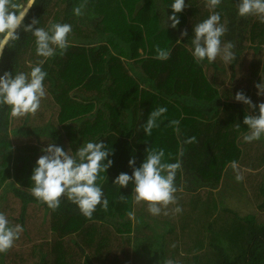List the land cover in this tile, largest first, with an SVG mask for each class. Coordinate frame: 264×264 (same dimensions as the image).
<instances>
[{
    "label": "trees",
    "instance_id": "1",
    "mask_svg": "<svg viewBox=\"0 0 264 264\" xmlns=\"http://www.w3.org/2000/svg\"><path fill=\"white\" fill-rule=\"evenodd\" d=\"M173 2L36 0L30 9L24 25L35 18L34 28L67 23L72 31L66 50L44 58L21 27L0 59V76L29 74L37 65L47 73L34 115L12 117L0 105V212L23 229L0 264H264V135L244 141L243 119L259 109L235 100L243 92L264 103L255 87L264 83V23L239 16L240 0H221L215 9L207 0H185L172 28ZM81 4L82 15H74ZM213 12L227 29L221 46L232 42L235 59L197 63L193 27ZM157 45L169 59H156ZM159 107L167 112L146 135L142 125ZM190 137L195 142L186 143ZM87 142H103L112 153L103 163L113 161L96 181L108 210L97 205L91 219L66 196L57 210L48 208L31 194L30 179L50 143L74 155ZM149 147L164 150L163 162L181 164L177 202L160 215L135 202L133 183H113L120 173L131 176L129 160L139 168ZM177 205L182 212L175 214Z\"/></svg>",
    "mask_w": 264,
    "mask_h": 264
},
{
    "label": "clouds",
    "instance_id": "2",
    "mask_svg": "<svg viewBox=\"0 0 264 264\" xmlns=\"http://www.w3.org/2000/svg\"><path fill=\"white\" fill-rule=\"evenodd\" d=\"M221 0H207V5L215 9ZM36 4V0H26L24 3H18L16 0H0V55H3L6 46L10 42L20 39L18 30L23 27L25 32H30L35 37L36 54L38 56L49 58L55 54L58 48L62 52L67 49V38L72 31L70 24L51 23L47 30L45 28L35 27L39 20L33 18L31 23L24 25L25 17L29 10ZM84 4L75 6L73 13L76 16L82 15ZM173 14L168 17L171 20V27L176 28L180 20L176 13L184 10L185 0H174L170 5ZM238 14L241 17L248 15H257L260 22L264 23V0H240L238 4ZM220 14L213 12L207 19L196 24L193 27L194 37L192 39V55L197 63L205 58L209 63L216 60L218 56L225 62L235 59L232 42L221 46V37L227 31L226 27L220 23ZM187 36V30L181 32V37ZM179 42V41H177ZM157 53L156 59L167 60L170 57L169 51L161 49L158 45L155 47ZM43 64V61L40 62ZM47 73L42 70L40 65L31 69L29 74L20 72L12 75L5 72L0 76V105H7L11 108L12 117H22L27 114H35L40 107V102L45 97L46 92L43 81ZM257 95H264V83L256 84ZM235 100L243 102L251 109L258 107V115H245L243 123L248 126L249 134L244 136L245 142L259 140L264 135V103L253 104L249 97L243 92H237ZM167 112V108L159 107L152 110L143 127L146 135H151L152 130L158 127V119ZM170 126H176L179 121L172 120ZM240 125H237L239 128ZM195 137H190L186 143L195 142ZM44 155H41L36 161V166L31 175L33 187L31 194L40 202L46 203L48 208L53 211L60 206V198H66L76 204L80 212L91 219L97 205H101L104 211L108 210V200L102 199L103 191L96 184L99 174L106 172L113 164L107 157L112 154L103 142H87L80 146L74 155L62 147L50 143L46 148L41 149ZM146 159L139 168L134 167L135 160H129V166L133 167L132 175L120 173L114 180V184L120 187H127L129 183L134 184L135 202H147L148 211L152 215H160L162 207L167 209L168 205L176 204L175 193L178 191L174 184L176 172L181 169L179 161L176 163L163 162L165 152L162 148L146 149ZM232 167H237L236 162H232ZM243 176L239 173L236 180L241 181ZM182 190V189H179ZM124 196H121V200ZM172 212L178 214L182 208L177 205ZM168 214L167 211L164 212ZM133 217L134 214L129 212ZM23 231L22 226H10L5 214L0 212V253H7L12 248L14 241L19 239ZM166 264H173L168 260Z\"/></svg>",
    "mask_w": 264,
    "mask_h": 264
},
{
    "label": "water",
    "instance_id": "3",
    "mask_svg": "<svg viewBox=\"0 0 264 264\" xmlns=\"http://www.w3.org/2000/svg\"><path fill=\"white\" fill-rule=\"evenodd\" d=\"M2 55H0V59H1Z\"/></svg>",
    "mask_w": 264,
    "mask_h": 264
},
{
    "label": "rangeland",
    "instance_id": "4",
    "mask_svg": "<svg viewBox=\"0 0 264 264\" xmlns=\"http://www.w3.org/2000/svg\"><path fill=\"white\" fill-rule=\"evenodd\" d=\"M30 11V10H29Z\"/></svg>",
    "mask_w": 264,
    "mask_h": 264
}]
</instances>
